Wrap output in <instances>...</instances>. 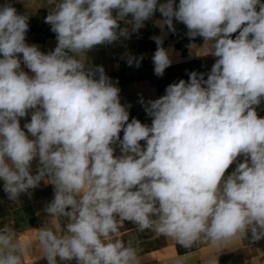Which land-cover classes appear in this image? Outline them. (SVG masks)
<instances>
[{"label": "clouds", "instance_id": "clouds-1", "mask_svg": "<svg viewBox=\"0 0 264 264\" xmlns=\"http://www.w3.org/2000/svg\"><path fill=\"white\" fill-rule=\"evenodd\" d=\"M15 2L0 4V180L17 204L42 182L53 198L30 238L0 227V264L36 253L47 264H142L125 222L185 250L264 239V0H46L47 52L27 43L30 17ZM148 21L161 32L151 37L157 77L173 63L164 39L175 23L202 38L190 51L215 59L140 98L150 125L129 119L118 80L88 56ZM122 58L138 68L144 56Z\"/></svg>", "mask_w": 264, "mask_h": 264}, {"label": "crops", "instance_id": "crops-1", "mask_svg": "<svg viewBox=\"0 0 264 264\" xmlns=\"http://www.w3.org/2000/svg\"><path fill=\"white\" fill-rule=\"evenodd\" d=\"M3 3L4 0H0V4ZM14 6L19 12L28 13L30 23L33 20L44 21L48 15V9L45 8L46 0H16ZM155 18L159 19L160 14L156 13ZM175 27L176 33L168 32L164 39V47L172 50L173 63L165 70L162 77L154 74L152 56L156 50V44L151 39L153 36L161 35V32L151 21L146 22L145 27L138 34H133L131 39L122 40L113 45L98 46L88 53L92 63L105 65L107 75L114 81L118 80V87L121 89V103L131 105L130 120L137 118L142 123L150 125L151 118L147 116L143 106L139 103L141 97L145 100L156 99L165 94V88L170 83L178 82L180 79L187 80L188 73L191 71L207 73L215 62L211 55L201 56L204 53L189 50L190 43L201 46L202 38L197 37L194 41H190L183 24L175 23ZM237 34H233V38ZM26 40L28 44L39 45L44 52L50 49L47 45L56 46V38L47 37L40 32L28 30ZM125 51L135 56H144L140 67L127 65L126 60L122 58ZM103 56L105 57L104 64L100 62L101 60L99 61V57ZM25 70L28 71L26 68ZM257 112L258 116L264 117V102L257 107ZM29 119L30 117L22 118L21 126ZM122 135L121 132V137ZM117 154H119L118 149ZM234 167L235 164L229 168L228 172H231ZM33 168L35 169V164ZM52 198V186H46L42 182L38 188L31 191L30 197L22 194L17 204L8 199L3 191V181L0 180V227L9 223L16 229L21 239L30 238L32 228H40L46 219L43 209ZM121 237L125 241H131L137 248L142 255V264H174V261L180 257H185V264H204V261L212 255L218 256V264H264V239L256 242H236L223 251L213 249L205 243H200L191 250H185L173 240L157 236L151 231L136 232L135 226L130 222H125L121 229ZM37 256L38 253L26 257L25 264H47L46 259H39Z\"/></svg>", "mask_w": 264, "mask_h": 264}, {"label": "trees", "instance_id": "trees-1", "mask_svg": "<svg viewBox=\"0 0 264 264\" xmlns=\"http://www.w3.org/2000/svg\"><path fill=\"white\" fill-rule=\"evenodd\" d=\"M30 24L29 31L44 33L47 37L55 38V34L50 30V26L44 21L33 20Z\"/></svg>", "mask_w": 264, "mask_h": 264}, {"label": "rangeland", "instance_id": "rangeland-1", "mask_svg": "<svg viewBox=\"0 0 264 264\" xmlns=\"http://www.w3.org/2000/svg\"><path fill=\"white\" fill-rule=\"evenodd\" d=\"M47 46H49L48 48H50L49 50H53L54 48L53 47H55L54 45H47ZM101 60V61H100ZM99 61L102 63V64H104L105 62V57L103 56L102 58L101 57H99ZM99 62V63H100ZM104 66V68H105V65H103Z\"/></svg>", "mask_w": 264, "mask_h": 264}, {"label": "bare ground", "instance_id": "bare-ground-1", "mask_svg": "<svg viewBox=\"0 0 264 264\" xmlns=\"http://www.w3.org/2000/svg\"><path fill=\"white\" fill-rule=\"evenodd\" d=\"M26 71V70H25Z\"/></svg>", "mask_w": 264, "mask_h": 264}]
</instances>
